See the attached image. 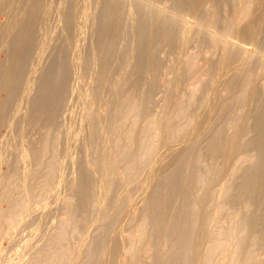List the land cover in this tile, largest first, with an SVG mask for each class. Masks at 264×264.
<instances>
[{
  "label": "bare ground",
  "instance_id": "6f19581e",
  "mask_svg": "<svg viewBox=\"0 0 264 264\" xmlns=\"http://www.w3.org/2000/svg\"><path fill=\"white\" fill-rule=\"evenodd\" d=\"M264 0H0V264H264Z\"/></svg>",
  "mask_w": 264,
  "mask_h": 264
},
{
  "label": "rangeland",
  "instance_id": "374dc122",
  "mask_svg": "<svg viewBox=\"0 0 264 264\" xmlns=\"http://www.w3.org/2000/svg\"><path fill=\"white\" fill-rule=\"evenodd\" d=\"M262 256L264 257V252H263Z\"/></svg>",
  "mask_w": 264,
  "mask_h": 264
}]
</instances>
